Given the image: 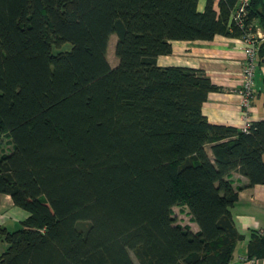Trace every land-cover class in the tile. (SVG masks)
Listing matches in <instances>:
<instances>
[{"label":"trees","instance_id":"trees-1","mask_svg":"<svg viewBox=\"0 0 264 264\" xmlns=\"http://www.w3.org/2000/svg\"><path fill=\"white\" fill-rule=\"evenodd\" d=\"M197 2L0 0V194L28 213L0 228V264L230 263L243 236L229 178L264 185V119L248 133L209 124L219 87L156 60L174 40L264 31V0H248L242 26L239 0ZM248 255L264 259V233Z\"/></svg>","mask_w":264,"mask_h":264},{"label":"crops","instance_id":"crops-1","mask_svg":"<svg viewBox=\"0 0 264 264\" xmlns=\"http://www.w3.org/2000/svg\"><path fill=\"white\" fill-rule=\"evenodd\" d=\"M205 4L206 0H198L197 10L203 11ZM214 7H217V0ZM254 35L258 48L264 43L263 29L256 26ZM245 46L242 37L221 34L209 41L174 40L171 42V53L159 56L156 62L161 68L183 67L201 71L212 84L219 87V91L210 93L203 103V116L211 125L241 130L246 121L252 124L264 119V59L258 57V51L255 57V94L250 100L249 109L243 110L241 107L239 90ZM229 180L238 193L231 214L237 232L243 236L236 243L229 264H264V259L248 257L249 242L255 234L264 231V185L250 186L247 178L236 172L231 174ZM27 216L26 211L13 204L10 196L0 194V228L15 231ZM194 225L196 228L191 231L197 233L199 229ZM6 249L7 244L0 235V254Z\"/></svg>","mask_w":264,"mask_h":264},{"label":"built area","instance_id":"built-area-1","mask_svg":"<svg viewBox=\"0 0 264 264\" xmlns=\"http://www.w3.org/2000/svg\"><path fill=\"white\" fill-rule=\"evenodd\" d=\"M247 0L239 2L238 6L232 13L233 20L242 26L244 16L246 14ZM246 46L244 47L245 60L241 72V89L239 94L242 97L241 107L243 110H247L250 107V100L255 94L254 73L256 68L255 57L257 52V39L254 34H248L243 36ZM250 122L246 121L241 131L248 133L250 129ZM264 231H260L259 234H263Z\"/></svg>","mask_w":264,"mask_h":264},{"label":"rangeland","instance_id":"rangeland-1","mask_svg":"<svg viewBox=\"0 0 264 264\" xmlns=\"http://www.w3.org/2000/svg\"><path fill=\"white\" fill-rule=\"evenodd\" d=\"M116 35L112 34L109 38L108 46H107V52H106V58L108 60V63L111 68H114L118 65V58L115 55V44H116ZM69 45H66V48H69ZM209 155L210 151L207 149ZM173 214L174 217L177 220V223L182 225V226H188L190 229H195L196 226L193 224L192 220L190 219V216L188 214V210L185 207H174L173 208ZM20 228V227H19ZM131 258L135 260L133 253L130 252Z\"/></svg>","mask_w":264,"mask_h":264}]
</instances>
